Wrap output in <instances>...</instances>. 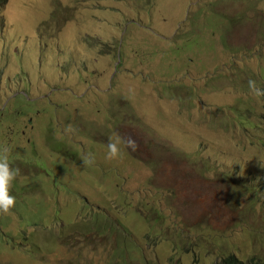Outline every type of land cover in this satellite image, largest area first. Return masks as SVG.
<instances>
[{"label":"rangeland","instance_id":"rangeland-1","mask_svg":"<svg viewBox=\"0 0 264 264\" xmlns=\"http://www.w3.org/2000/svg\"><path fill=\"white\" fill-rule=\"evenodd\" d=\"M118 1L138 27L111 32L103 16L75 23L101 46L58 42L80 12ZM161 1L0 12V145L19 169L0 264H264V96L248 87L264 89V0ZM93 84L72 108L55 96Z\"/></svg>","mask_w":264,"mask_h":264},{"label":"clouds","instance_id":"clouds-1","mask_svg":"<svg viewBox=\"0 0 264 264\" xmlns=\"http://www.w3.org/2000/svg\"><path fill=\"white\" fill-rule=\"evenodd\" d=\"M162 0L161 2H163ZM8 4V3H7ZM6 4V6H7ZM135 5V3H134ZM131 10H136L133 6V2L129 4H123L122 2L117 3L116 6L113 7H107L102 5H95L94 8L90 11V14H86L84 12H80L79 16H77L75 19H72V22L67 24V29L63 30L67 33L65 34H56L55 37L57 38L58 42L63 47H69L72 49L77 48L78 45L83 44H91L93 47L101 46V44H97L94 42L93 39L88 40L86 36H80L82 31L85 30V26L94 25L98 20L104 21V17L107 18L104 24L108 25L109 31L111 32H120L121 35L126 32L128 29V26L135 25L138 27L140 25V22L137 21L140 17V13L134 12L133 15L130 14ZM81 13H84L85 15H82ZM81 17V18H80ZM80 22L84 26V29L82 31H78L75 28V23ZM69 30V31H67ZM149 32H155L153 28L147 29ZM50 39V38H49ZM48 39V40H49ZM47 40V41H48ZM46 43V42H45ZM121 45H118V48H120ZM120 61L121 59L118 58ZM84 88L85 92L77 94V90L80 88ZM95 87V84L90 86H79L77 89H72L71 91H60L56 90L55 88V96L58 99H65V104L68 105V107H73V105L77 103H84L86 96L90 92L89 98L93 97L94 91H92ZM248 87L249 91L255 95V96H264V89L256 86L255 82L252 80L248 81ZM26 93V92H25ZM27 94V93H26ZM30 96V94L28 95ZM32 99V98H28ZM78 99V100H76ZM67 107V106H66ZM72 129L71 125H67L65 128V131L68 132ZM121 138L117 135L115 140L109 139L107 142V151L105 153L106 159H115L120 154V145ZM124 143L127 144V146L135 151L137 144L136 141L129 137L127 141H124ZM8 148L4 145H0V214L3 215H11V210L13 209L15 205V197L9 193V188L13 182V180L17 177L19 173V169L10 166L8 156H7ZM84 161L86 163H92L91 155L88 154L84 157ZM264 197V192L261 194ZM235 257V256H234ZM237 260V264H245L244 261L239 260L237 257H235ZM222 264V262H221ZM259 264V263H257Z\"/></svg>","mask_w":264,"mask_h":264},{"label":"trees","instance_id":"trees-1","mask_svg":"<svg viewBox=\"0 0 264 264\" xmlns=\"http://www.w3.org/2000/svg\"><path fill=\"white\" fill-rule=\"evenodd\" d=\"M8 1H9V0H0V12H2V11L4 10V8H5L6 4L8 3ZM202 10H203V9H202ZM202 10H201V11H202ZM0 22H4V20H2V21H0ZM23 73H24V75H25L26 77L29 78V74H28V72L23 71ZM32 152L35 153L34 150H32ZM229 255H230L229 257H226V258L223 259L222 264H237V263H236L237 260H236V258L234 257L235 254H232V253H231V254H229Z\"/></svg>","mask_w":264,"mask_h":264}]
</instances>
